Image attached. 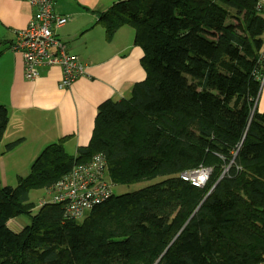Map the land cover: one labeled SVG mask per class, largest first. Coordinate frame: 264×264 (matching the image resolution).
Returning a JSON list of instances; mask_svg holds the SVG:
<instances>
[{"label":"trees","instance_id":"trees-1","mask_svg":"<svg viewBox=\"0 0 264 264\" xmlns=\"http://www.w3.org/2000/svg\"><path fill=\"white\" fill-rule=\"evenodd\" d=\"M98 22L107 41L133 30L145 78L97 107L87 146L69 155L61 138L14 187H0V264H264V9L256 0H123ZM7 123L0 106V140ZM98 153L112 185L157 181L113 192L81 218H64L62 204L29 213L33 190ZM199 166L211 168L203 188L179 178ZM20 216L28 224L10 228Z\"/></svg>","mask_w":264,"mask_h":264},{"label":"crops","instance_id":"crops-1","mask_svg":"<svg viewBox=\"0 0 264 264\" xmlns=\"http://www.w3.org/2000/svg\"><path fill=\"white\" fill-rule=\"evenodd\" d=\"M118 1L123 0H57L53 12L69 21L55 34L66 53L76 56L84 68L69 88L60 89L61 71L56 66L40 68L34 80L24 78L22 55L10 46L34 12L27 0H0V106L8 115L0 140V187H14L13 182L27 175L37 155L61 138H65V152L75 155L90 141L97 107L108 99L127 97L133 85L144 80L142 54L133 44V30L127 39L128 33L120 28L107 41L98 22L99 14ZM113 39L116 43L111 46ZM263 95L264 81L256 103L258 112L264 110ZM16 140L20 143L5 151Z\"/></svg>","mask_w":264,"mask_h":264},{"label":"built area","instance_id":"built-area-1","mask_svg":"<svg viewBox=\"0 0 264 264\" xmlns=\"http://www.w3.org/2000/svg\"><path fill=\"white\" fill-rule=\"evenodd\" d=\"M34 15L27 26L15 33L10 50L19 52L23 60V76L34 80L42 67L56 66L61 71L60 89L69 88L84 68L76 56L66 53L64 44L55 30L64 26L69 17L57 15L53 7L57 0H27ZM256 9H264V0H256ZM106 161L100 153L84 163L75 164L70 172L47 188L49 199L42 204H62V214L67 219H77L85 212L110 199L114 189L106 177ZM211 168L199 166L182 172L179 178L195 188H203L209 179Z\"/></svg>","mask_w":264,"mask_h":264},{"label":"rangeland","instance_id":"rangeland-1","mask_svg":"<svg viewBox=\"0 0 264 264\" xmlns=\"http://www.w3.org/2000/svg\"><path fill=\"white\" fill-rule=\"evenodd\" d=\"M114 2H112L109 7L113 4ZM106 11V10H105ZM123 30H125L128 35H127V39H129V37L131 36L130 33H131V28L128 27V26H123L121 27V31L120 32H123ZM123 34V33H121ZM122 39V37L120 38V40ZM115 39H113V42L111 43V46H113L115 44ZM129 95L126 97H122V98H128ZM121 98V97H120ZM28 174V172H27ZM22 177H25V176H22ZM111 181V180H110ZM156 180H153V181H141V182H138L137 184H134V185H131V186H117V185H113V188H114V194L115 195H118V194H124V193H127V192H131V191H135V190H138L144 186H147V185H150L154 182H156ZM15 185L17 182H13ZM48 188V187H47ZM47 188H42L40 190H33L30 195H29V200L31 201V205L32 207L29 209V213L31 212V215L35 214L42 206V202L43 200L47 201L49 199V195L47 194ZM15 219V220H14ZM13 220H10L9 221V227L10 228H13L11 225H14V223H17L18 225H21V226H25L28 224L29 220L26 216H20V217H16L14 218Z\"/></svg>","mask_w":264,"mask_h":264},{"label":"water","instance_id":"water-1","mask_svg":"<svg viewBox=\"0 0 264 264\" xmlns=\"http://www.w3.org/2000/svg\"><path fill=\"white\" fill-rule=\"evenodd\" d=\"M263 81H264V76H263V78H262L261 85H262ZM208 194H209V193H208ZM208 194H207V195H208ZM206 197H207V196H206Z\"/></svg>","mask_w":264,"mask_h":264},{"label":"bare ground","instance_id":"bare-ground-1","mask_svg":"<svg viewBox=\"0 0 264 264\" xmlns=\"http://www.w3.org/2000/svg\"><path fill=\"white\" fill-rule=\"evenodd\" d=\"M263 98H264V95H263Z\"/></svg>","mask_w":264,"mask_h":264}]
</instances>
